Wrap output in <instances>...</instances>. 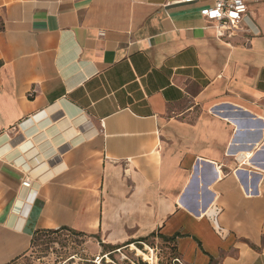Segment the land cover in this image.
<instances>
[{
  "label": "crops",
  "instance_id": "obj_1",
  "mask_svg": "<svg viewBox=\"0 0 264 264\" xmlns=\"http://www.w3.org/2000/svg\"><path fill=\"white\" fill-rule=\"evenodd\" d=\"M180 1L0 0V264L60 228L264 264V0L232 37Z\"/></svg>",
  "mask_w": 264,
  "mask_h": 264
},
{
  "label": "rangeland",
  "instance_id": "obj_2",
  "mask_svg": "<svg viewBox=\"0 0 264 264\" xmlns=\"http://www.w3.org/2000/svg\"><path fill=\"white\" fill-rule=\"evenodd\" d=\"M112 249L93 231L63 228L38 232L29 250L10 264H179L173 244L153 236L139 245Z\"/></svg>",
  "mask_w": 264,
  "mask_h": 264
},
{
  "label": "built area",
  "instance_id": "obj_3",
  "mask_svg": "<svg viewBox=\"0 0 264 264\" xmlns=\"http://www.w3.org/2000/svg\"><path fill=\"white\" fill-rule=\"evenodd\" d=\"M200 1H211L212 4L201 9L200 13L207 20L214 22L217 32L220 36H235L245 21L249 2L255 0H181L184 3H193ZM29 179L23 182V186L30 187ZM182 264L179 258L176 259Z\"/></svg>",
  "mask_w": 264,
  "mask_h": 264
},
{
  "label": "trees",
  "instance_id": "obj_4",
  "mask_svg": "<svg viewBox=\"0 0 264 264\" xmlns=\"http://www.w3.org/2000/svg\"><path fill=\"white\" fill-rule=\"evenodd\" d=\"M60 229H63V228H60ZM56 230H59V229H56ZM47 231H54V230H40V231H38V232H47ZM37 232V233H38ZM36 233V234H37ZM35 234V235H36ZM148 240V238H143V239H140L139 241H143V242H145V241H147ZM131 243H135L136 245H139L140 243L138 242V241H133V242H131ZM115 249H118V248H113L112 250H115ZM111 252V251H110Z\"/></svg>",
  "mask_w": 264,
  "mask_h": 264
},
{
  "label": "bare ground",
  "instance_id": "obj_5",
  "mask_svg": "<svg viewBox=\"0 0 264 264\" xmlns=\"http://www.w3.org/2000/svg\"><path fill=\"white\" fill-rule=\"evenodd\" d=\"M139 252L145 254L144 252H142L140 249H138ZM145 258L148 259L147 255L145 254Z\"/></svg>",
  "mask_w": 264,
  "mask_h": 264
}]
</instances>
